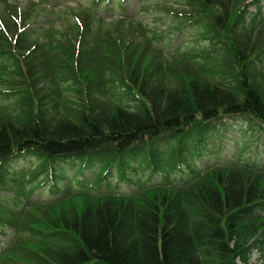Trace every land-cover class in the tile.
Returning a JSON list of instances; mask_svg holds the SVG:
<instances>
[{
	"label": "trees",
	"instance_id": "obj_1",
	"mask_svg": "<svg viewBox=\"0 0 264 264\" xmlns=\"http://www.w3.org/2000/svg\"><path fill=\"white\" fill-rule=\"evenodd\" d=\"M251 1L71 0L67 30L47 36L17 6L0 16V264H250L264 249V16ZM237 117L248 128L220 156L213 137ZM133 164L164 181L134 182Z\"/></svg>",
	"mask_w": 264,
	"mask_h": 264
},
{
	"label": "rangeland",
	"instance_id": "obj_2",
	"mask_svg": "<svg viewBox=\"0 0 264 264\" xmlns=\"http://www.w3.org/2000/svg\"><path fill=\"white\" fill-rule=\"evenodd\" d=\"M167 1L171 2L173 0H167ZM37 3L35 0H7L6 4L0 3V16H1V18H8L6 10L11 9L14 6H17L24 12L25 15L31 16V21L29 22V24H30V28H31L30 30H32V31L37 32L38 28H41L47 36L49 34H54V35L59 34L60 33L59 29L61 27H62V29H64V31L67 30L65 26L68 25L69 20L71 21V10L74 11L76 9L73 2L68 1L66 3L68 5L67 8H70L69 10L66 9V7H64L62 5V6H60V8H57L55 11H53L51 9H47V10L43 11V9H40L39 6H37ZM137 3H138V1L134 2V4H137ZM262 6H263V14H264V0L262 3ZM20 9H19V11L22 12ZM131 9H134L133 4H132ZM251 11L255 12V9L252 8ZM139 19L146 20L149 24H151L150 28H153L159 32H166V30L168 28L163 24H160L159 26L154 28V26H152V22L150 20V17L147 14L139 17ZM29 24H27V25H29ZM72 25H73V23L70 24L69 26H72ZM168 30L170 31V28ZM194 33H195V30H191V31H189V33H186L184 41L189 43V42H192L193 39L195 40ZM224 121L228 122V124H231L233 129H235V131L229 132L228 131L229 128L225 125V126H221L218 129L217 133H215V136L213 137L214 138L213 142L216 143L217 146L220 147V156H222L224 153L229 154L228 153L229 150L232 151L234 143L228 137H233L234 139H237V140H239L241 137V135H240L241 133L239 134L238 132H236L237 131L236 129L238 127L237 119L224 120ZM239 121H241V120H239ZM225 133H228V137H226ZM259 143H260L259 138H257V139L255 138L249 143V146L251 148H254ZM262 146L264 148V144ZM213 149H214L213 147H210L209 152L211 154L215 153V151ZM248 154H252L251 151H249ZM216 158H219V156H216ZM228 159L231 160V157H228ZM28 162L29 161H26V163H28ZM262 162L264 164V157H262ZM18 166H19V164H18ZM133 166L136 168L137 171H132V170L129 171V177L136 183H145L146 181H148L149 182L148 184H159V183H162L164 181V175L150 176V174H148V172H146L143 175L141 173V171L138 169V164H133ZM75 169H77V168H75ZM75 169H68V167L64 168V170L68 173L70 180H73V178L75 176ZM83 178L84 177L80 178V180H82ZM177 178L180 181L179 183H181L187 179V177H184L183 175H179ZM117 183H120V182L116 178L112 179L111 183H110L111 188H114L115 184H117ZM61 184L64 186L67 184V182L63 181V182H61ZM120 184H125V185H122V187L120 189L121 192L129 193L131 191H134V189H132V186L128 185V183H120ZM101 190L106 191V187L103 186L101 188ZM41 196L44 198H47V196L44 195V191L41 194ZM263 250L264 249L261 247L253 249L249 255V263L250 264H264V251ZM238 262H240V261H238Z\"/></svg>",
	"mask_w": 264,
	"mask_h": 264
}]
</instances>
